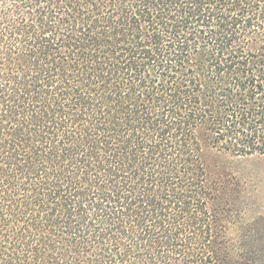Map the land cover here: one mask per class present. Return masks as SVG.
<instances>
[{
	"label": "trees",
	"instance_id": "trees-1",
	"mask_svg": "<svg viewBox=\"0 0 264 264\" xmlns=\"http://www.w3.org/2000/svg\"><path fill=\"white\" fill-rule=\"evenodd\" d=\"M256 155L264 0H0V264H264Z\"/></svg>",
	"mask_w": 264,
	"mask_h": 264
},
{
	"label": "rangeland",
	"instance_id": "rangeland-1",
	"mask_svg": "<svg viewBox=\"0 0 264 264\" xmlns=\"http://www.w3.org/2000/svg\"><path fill=\"white\" fill-rule=\"evenodd\" d=\"M230 166L243 179L245 190L244 209L246 221L259 220L264 242V156L230 160ZM244 215V214H243Z\"/></svg>",
	"mask_w": 264,
	"mask_h": 264
}]
</instances>
